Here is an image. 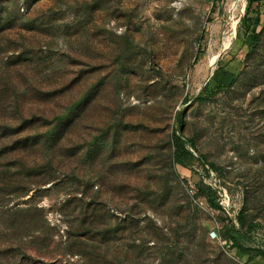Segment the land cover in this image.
<instances>
[{
    "label": "rangeland",
    "instance_id": "1",
    "mask_svg": "<svg viewBox=\"0 0 264 264\" xmlns=\"http://www.w3.org/2000/svg\"><path fill=\"white\" fill-rule=\"evenodd\" d=\"M225 224L263 237L240 253ZM262 247L264 0H0V264H264Z\"/></svg>",
    "mask_w": 264,
    "mask_h": 264
},
{
    "label": "trees",
    "instance_id": "2",
    "mask_svg": "<svg viewBox=\"0 0 264 264\" xmlns=\"http://www.w3.org/2000/svg\"><path fill=\"white\" fill-rule=\"evenodd\" d=\"M249 10V9H248ZM247 10V11H248ZM246 23V29L251 32L254 38H259V34L256 33V28L260 25L259 19H256L252 24L248 23L246 19H244ZM181 122V121H179ZM172 144L174 147L173 152V160L174 163L179 166H188L193 161L197 159L193 150H196V145L193 140L189 139L185 141L182 137L178 136L176 133L172 135ZM202 159V157H201ZM209 166L212 170L218 171L219 169L216 167L215 164L209 163ZM5 179H2L4 181ZM7 181V180H6ZM198 192L201 195H204L207 198L209 205L215 210H221L222 206L216 202L215 200V193L211 188L204 190L201 186H198ZM237 221L240 227L244 228L246 225V218L244 217L243 212H240ZM255 224H250L248 227L249 231L244 233L249 234L253 233L255 229ZM243 231H239L234 224H225L221 230V237L225 241H230L240 253L247 254L251 252L250 249L244 247L241 242L240 236L244 234ZM258 252L264 255V249H259Z\"/></svg>",
    "mask_w": 264,
    "mask_h": 264
},
{
    "label": "bare ground",
    "instance_id": "3",
    "mask_svg": "<svg viewBox=\"0 0 264 264\" xmlns=\"http://www.w3.org/2000/svg\"><path fill=\"white\" fill-rule=\"evenodd\" d=\"M243 8H244V4L242 3V11H243ZM237 11H238L237 4H233L231 6V9H230V12H231L232 16H234ZM228 28H229V26H228ZM236 29H237V22H233L231 24V26H230L229 35H227L225 37V39H224V43L223 44H224V47L226 49H228L231 46V44H232V36H234Z\"/></svg>",
    "mask_w": 264,
    "mask_h": 264
},
{
    "label": "built area",
    "instance_id": "4",
    "mask_svg": "<svg viewBox=\"0 0 264 264\" xmlns=\"http://www.w3.org/2000/svg\"><path fill=\"white\" fill-rule=\"evenodd\" d=\"M253 236L255 237V238H262L263 237V235L261 234V233H259V231H254L253 232ZM262 249H264V247H262Z\"/></svg>",
    "mask_w": 264,
    "mask_h": 264
}]
</instances>
